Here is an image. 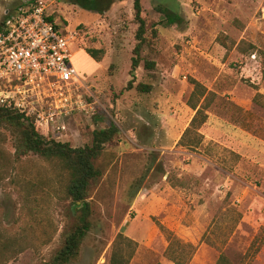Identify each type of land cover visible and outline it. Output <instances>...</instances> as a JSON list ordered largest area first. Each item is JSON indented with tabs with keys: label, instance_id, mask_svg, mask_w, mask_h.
I'll list each match as a JSON object with an SVG mask.
<instances>
[{
	"label": "rangeland",
	"instance_id": "rangeland-1",
	"mask_svg": "<svg viewBox=\"0 0 264 264\" xmlns=\"http://www.w3.org/2000/svg\"><path fill=\"white\" fill-rule=\"evenodd\" d=\"M4 2L11 10L19 0H0V19ZM141 4L148 40L142 56L153 66L142 60L130 88L133 0L102 13L61 0L50 6L60 24L78 32L72 60L99 105L94 114L57 115L53 125L64 129H37L79 147L91 143L93 130L111 122L117 128L95 160L101 175L89 187L91 228L71 264H109L118 233L137 243L129 264H179L171 257L180 250L170 245L175 239L196 247L186 264H216L220 254L218 264H264V201L244 193L264 195V0ZM163 6L182 24L163 23ZM242 40L255 46L254 55L237 49ZM87 49L103 50L100 60ZM190 78L214 93L196 147L178 143L194 115ZM15 139L0 128V264H43L74 219L67 171L32 152L19 154ZM165 187L179 199L178 226L146 210V190Z\"/></svg>",
	"mask_w": 264,
	"mask_h": 264
},
{
	"label": "trees",
	"instance_id": "trees-1",
	"mask_svg": "<svg viewBox=\"0 0 264 264\" xmlns=\"http://www.w3.org/2000/svg\"><path fill=\"white\" fill-rule=\"evenodd\" d=\"M65 3L77 5L83 10L102 13L113 2L121 0H61ZM134 20L137 22L135 31L136 43L132 49L131 79L128 81L127 87H132L135 76V70L144 61L145 68H151L153 63L142 56L144 45L148 42L146 38V23L141 15V0H133ZM163 13V23L173 25L177 28L184 21L183 17L172 8L163 6L160 10ZM53 14L50 19H54ZM66 26L65 24L62 25ZM76 29V28H75ZM240 52H249L254 55L255 46L244 40L237 45ZM87 53L95 60H100L99 54L103 52L101 49H87ZM192 90L187 100L188 105L194 110L189 125L185 128L179 144L184 146L196 147L200 144V134L198 129L205 123L207 119V109L213 100L214 93L207 90L198 80L190 78ZM150 85L138 83L136 89L140 91H148ZM6 128L15 135L16 151L25 155L30 152L49 161L60 162L67 171V181L65 184V193L71 200L73 210L75 212L74 219L68 230L63 234L62 240L58 247L54 250L52 256L43 264H71L77 260L80 255L82 243L91 228L90 221V205L88 202L89 187L93 180L101 175L100 169L96 166L95 160L98 159L105 144L111 141L117 128L114 123L106 128L93 130L92 140L90 144L79 147H72L68 142L56 141L48 138L36 128L33 116H25L22 112L6 105H0V128ZM188 136V137H187ZM159 228L164 230L163 225ZM176 244L180 246V250L171 256L179 264H186L187 260L195 250V245L191 243H183L178 239L171 240L170 245ZM137 243L131 238L118 233L114 240L111 250L109 264H129L132 255L135 252ZM171 246H169L170 248ZM168 248V249H169ZM189 248V255L185 253V249ZM170 258V259H172ZM222 258V254L216 264Z\"/></svg>",
	"mask_w": 264,
	"mask_h": 264
},
{
	"label": "built area",
	"instance_id": "built-area-1",
	"mask_svg": "<svg viewBox=\"0 0 264 264\" xmlns=\"http://www.w3.org/2000/svg\"><path fill=\"white\" fill-rule=\"evenodd\" d=\"M54 0H19L0 23V105L33 116L36 128L49 129L55 117L91 111L99 105L72 60L76 29L58 22ZM64 129V125H53Z\"/></svg>",
	"mask_w": 264,
	"mask_h": 264
},
{
	"label": "crops",
	"instance_id": "crops-1",
	"mask_svg": "<svg viewBox=\"0 0 264 264\" xmlns=\"http://www.w3.org/2000/svg\"><path fill=\"white\" fill-rule=\"evenodd\" d=\"M4 6L5 8L3 12L5 13L7 10L6 2H4ZM1 21L2 19H0V23ZM170 188L165 187L163 189L146 190V210L149 214L160 216L162 223H166L167 225L174 227L173 225H179L182 215H179V209L176 211L178 206L176 204H178L179 199L172 197V193L174 192L172 191V188ZM244 191L245 194L251 193L253 201H264V195L260 190L254 188L251 192L246 189Z\"/></svg>",
	"mask_w": 264,
	"mask_h": 264
}]
</instances>
